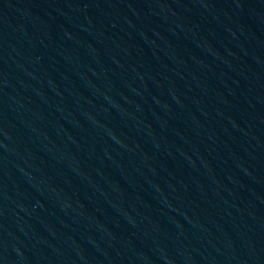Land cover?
Returning <instances> with one entry per match:
<instances>
[{"label": "water", "instance_id": "obj_1", "mask_svg": "<svg viewBox=\"0 0 264 264\" xmlns=\"http://www.w3.org/2000/svg\"><path fill=\"white\" fill-rule=\"evenodd\" d=\"M0 264H264V0H0Z\"/></svg>", "mask_w": 264, "mask_h": 264}]
</instances>
